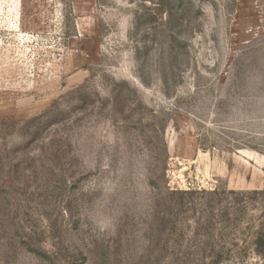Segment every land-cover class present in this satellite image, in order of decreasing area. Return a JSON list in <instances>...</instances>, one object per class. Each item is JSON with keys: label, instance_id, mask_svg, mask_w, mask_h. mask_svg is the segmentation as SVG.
<instances>
[{"label": "rangeland", "instance_id": "obj_1", "mask_svg": "<svg viewBox=\"0 0 264 264\" xmlns=\"http://www.w3.org/2000/svg\"><path fill=\"white\" fill-rule=\"evenodd\" d=\"M264 0H0V264H264Z\"/></svg>", "mask_w": 264, "mask_h": 264}, {"label": "trees", "instance_id": "obj_2", "mask_svg": "<svg viewBox=\"0 0 264 264\" xmlns=\"http://www.w3.org/2000/svg\"><path fill=\"white\" fill-rule=\"evenodd\" d=\"M263 253H264V250H263Z\"/></svg>", "mask_w": 264, "mask_h": 264}]
</instances>
